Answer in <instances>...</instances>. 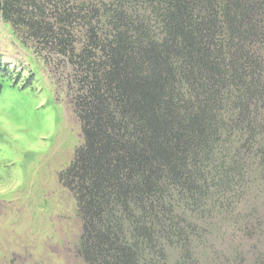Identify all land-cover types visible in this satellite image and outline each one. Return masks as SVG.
Listing matches in <instances>:
<instances>
[{
  "label": "trees",
  "instance_id": "obj_1",
  "mask_svg": "<svg viewBox=\"0 0 264 264\" xmlns=\"http://www.w3.org/2000/svg\"><path fill=\"white\" fill-rule=\"evenodd\" d=\"M0 16L71 69L83 144L62 179L84 258L191 264L173 253L201 216L249 171L264 181V0H0Z\"/></svg>",
  "mask_w": 264,
  "mask_h": 264
},
{
  "label": "rangeland",
  "instance_id": "obj_2",
  "mask_svg": "<svg viewBox=\"0 0 264 264\" xmlns=\"http://www.w3.org/2000/svg\"><path fill=\"white\" fill-rule=\"evenodd\" d=\"M36 45L38 54L0 16V57L15 69L0 76V264H90L81 250L79 199L62 179L83 144L68 90L71 69ZM249 174L226 192L224 206L201 216L202 237L175 257L264 264V181Z\"/></svg>",
  "mask_w": 264,
  "mask_h": 264
}]
</instances>
